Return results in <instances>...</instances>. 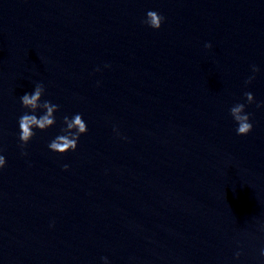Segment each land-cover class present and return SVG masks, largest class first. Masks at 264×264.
Listing matches in <instances>:
<instances>
[{
  "label": "clouds",
  "instance_id": "clouds-1",
  "mask_svg": "<svg viewBox=\"0 0 264 264\" xmlns=\"http://www.w3.org/2000/svg\"><path fill=\"white\" fill-rule=\"evenodd\" d=\"M142 22L148 27L158 30L164 22V17L156 11L149 10L146 13V18ZM205 47L211 48V44H206ZM106 67H108V65H106ZM97 71H99V69H97ZM258 71L259 68L253 65L252 72L256 73ZM253 79H255V76H250L246 81V84L251 83ZM44 93V85L42 83H37L33 92L25 93L20 96L22 107L27 109L18 120L21 148L26 146L35 136V129L44 131L56 123L54 114L59 110V106L47 100L41 102ZM244 95L248 104L254 102V97L251 92H246ZM260 106V104H257V107ZM245 107L246 105L244 103H237L230 108V115L237 123V135L240 136L249 134L253 129V125L250 123V114L245 112ZM38 110H42V114L39 116L36 114ZM63 122L66 125V127L61 130L63 134L56 136L48 145L52 152L58 154L75 151L80 136L86 134L88 131L87 125L81 114H75L71 119L65 116ZM22 155H27V153L22 152ZM5 165L6 158L3 155H0V169H3ZM63 167L67 170L69 166L65 164ZM239 255L240 253L237 252L236 256L239 257ZM261 257H264V249L261 250ZM102 259L104 260V264H108L107 257Z\"/></svg>",
  "mask_w": 264,
  "mask_h": 264
}]
</instances>
